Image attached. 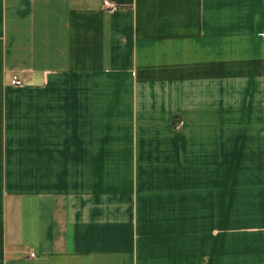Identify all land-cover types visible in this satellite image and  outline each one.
Returning <instances> with one entry per match:
<instances>
[{
	"label": "crops",
	"instance_id": "crops-1",
	"mask_svg": "<svg viewBox=\"0 0 264 264\" xmlns=\"http://www.w3.org/2000/svg\"><path fill=\"white\" fill-rule=\"evenodd\" d=\"M0 264H264V0H0Z\"/></svg>",
	"mask_w": 264,
	"mask_h": 264
},
{
	"label": "built area",
	"instance_id": "built-area-1",
	"mask_svg": "<svg viewBox=\"0 0 264 264\" xmlns=\"http://www.w3.org/2000/svg\"><path fill=\"white\" fill-rule=\"evenodd\" d=\"M106 6H109L108 1L105 2ZM26 82V80L19 74H14L11 78H10V84L14 85V86H20V85H24ZM181 125V123H180ZM32 257H34V254H31Z\"/></svg>",
	"mask_w": 264,
	"mask_h": 264
}]
</instances>
